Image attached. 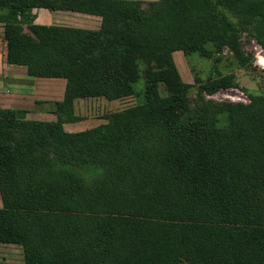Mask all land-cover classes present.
<instances>
[{
    "label": "trees",
    "instance_id": "1",
    "mask_svg": "<svg viewBox=\"0 0 264 264\" xmlns=\"http://www.w3.org/2000/svg\"><path fill=\"white\" fill-rule=\"evenodd\" d=\"M35 7L100 23H34ZM0 22L7 64L65 79L54 120L0 107V243L23 264H264V92L206 100L237 86L218 75L192 100L172 55L209 43L246 66L239 38L264 51V0H0ZM140 77L141 102L63 128L74 99L136 95Z\"/></svg>",
    "mask_w": 264,
    "mask_h": 264
},
{
    "label": "rangeland",
    "instance_id": "2",
    "mask_svg": "<svg viewBox=\"0 0 264 264\" xmlns=\"http://www.w3.org/2000/svg\"><path fill=\"white\" fill-rule=\"evenodd\" d=\"M52 2L56 0H51ZM142 7H146L150 1L154 0H137ZM35 16L40 13H51L50 19H43L49 21V24H57L62 26H75L81 28H97L100 23V17L95 15H88L68 10L51 9L50 7H35L31 10ZM42 16V15H41ZM41 18V17H40ZM48 25V24H45ZM22 31L26 34L32 35L31 31L25 23L21 24ZM3 24L0 22V68L1 64H5V69L13 70L9 67L5 60L6 49L3 47L2 40ZM33 36V35H32ZM239 44L243 54L247 58V65L242 67L239 65L238 58L231 48L222 47L221 49H214L211 44H206L208 51L207 56L193 52L184 55L182 51L173 52V60L182 80L189 85L190 98L195 99V93L199 84L203 83L209 76L228 75L233 74L237 82L236 87L221 88L213 93H203L206 100L212 102L230 101L249 103V95H257L264 92V66L258 63V56L264 57L262 47L257 43L254 36L248 32L243 31L239 38ZM3 48V49H2ZM10 72L8 70H5ZM36 80L30 91L17 92L23 98L17 103H21L19 109L26 110L25 117L27 119L46 120L51 117V111L54 108L56 99L63 96L64 88L57 80L64 81L63 78H41ZM3 70H0V106L17 108L13 106L11 99L8 96L9 86L5 84ZM5 86V87H4ZM65 87V85H64ZM3 88V89H2ZM136 95L107 100L104 97H87L77 98L73 102V111L81 118L73 123V128H88L105 121L103 116L112 111L121 110L125 107L135 105L142 100V92L144 89V79L140 77L134 85ZM63 91V92H62ZM35 92V93H34ZM10 93V92H9ZM34 93V94H33ZM16 94V92H15ZM62 98V97H61ZM45 111V112H44ZM44 112V113H42ZM0 199V207H1ZM264 213V206H263ZM0 264H23V252L19 245L0 243Z\"/></svg>",
    "mask_w": 264,
    "mask_h": 264
},
{
    "label": "crops",
    "instance_id": "3",
    "mask_svg": "<svg viewBox=\"0 0 264 264\" xmlns=\"http://www.w3.org/2000/svg\"><path fill=\"white\" fill-rule=\"evenodd\" d=\"M40 14L42 16L41 15L39 16V12H38V15L35 16L36 17L35 18L36 19L35 22H37L39 24H49V23H51L50 20L49 21H43L44 18L45 19H50V17H52V14L51 13H47V14L40 13ZM2 42H4V40H2ZM3 47L6 49L5 43H3ZM1 66L2 67H6L5 64H1ZM8 66L9 67H13V70L5 69V68L2 69V67L0 68V70L1 71L3 70V73H4V80L3 81L5 82L6 85H8V84L10 85V86L8 85L9 87H8V89H6L8 91V96L10 97V98H7V99H11L12 98L10 101L14 102L13 103V106H16L19 109V106L18 105H20L21 103L20 102L17 103V101H20L23 98H20L21 94H19L17 92L29 91V92L32 93L33 91H30L29 88L32 87L35 82H37L36 80H42L41 78H44V77H33V76L28 75L26 73V70H25V68L23 66L11 65V64H8ZM5 70H8L10 72H7ZM57 81L60 82V84H62V86L64 88L65 79H64V81H62V80H57ZM15 92H16V94H15ZM61 97H63V96L61 95L56 100L57 101L61 100L62 99ZM7 108H9V107H7ZM44 112H42V113H44ZM51 114H52V116L49 117V118H47L46 120H54L55 119L54 114L53 113H51ZM35 120H41V119L38 118V119H35ZM73 123H75V121H73V122H65V123H63V128L66 131H79V130H83V128L82 129L81 128H77V129L73 128V125H72Z\"/></svg>",
    "mask_w": 264,
    "mask_h": 264
},
{
    "label": "bare ground",
    "instance_id": "4",
    "mask_svg": "<svg viewBox=\"0 0 264 264\" xmlns=\"http://www.w3.org/2000/svg\"><path fill=\"white\" fill-rule=\"evenodd\" d=\"M258 63H260L264 66V57L263 56H258Z\"/></svg>",
    "mask_w": 264,
    "mask_h": 264
}]
</instances>
